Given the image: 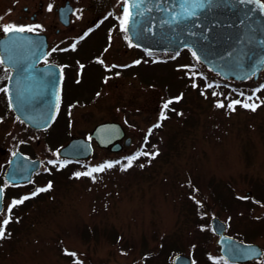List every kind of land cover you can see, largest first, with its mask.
<instances>
[{
	"label": "rangeland",
	"instance_id": "obj_1",
	"mask_svg": "<svg viewBox=\"0 0 264 264\" xmlns=\"http://www.w3.org/2000/svg\"><path fill=\"white\" fill-rule=\"evenodd\" d=\"M64 1L17 0V12L23 6L34 12L43 3L32 26L43 23L53 45L71 44L84 28L108 16L113 28L93 39H106L104 67H129L104 72L101 88L77 94L75 102L80 96L85 101L61 112L44 132L18 118L0 124L1 172L17 151L42 161L29 184L5 189L0 222L13 200L51 184L12 208L0 239V264H172L178 253L193 264H226L210 226L214 215L225 222L228 235L264 250V69L256 81L235 82L213 74L188 49L148 57L122 26L121 0H69L74 12L65 27L56 13ZM149 76L172 78L175 102L167 109L166 89L161 81L147 82ZM258 84L262 89L254 97ZM232 100L259 106L252 111L236 105L233 111L227 107ZM219 102L225 107H217ZM106 121L121 123L132 145L111 152L94 144V154L82 163L61 161L57 152L72 137L86 136ZM106 164L113 166L75 175ZM247 264H264V256Z\"/></svg>",
	"mask_w": 264,
	"mask_h": 264
},
{
	"label": "water",
	"instance_id": "obj_2",
	"mask_svg": "<svg viewBox=\"0 0 264 264\" xmlns=\"http://www.w3.org/2000/svg\"><path fill=\"white\" fill-rule=\"evenodd\" d=\"M132 2V0H130ZM200 0H143L132 9L126 25L130 41L148 54L176 53L189 48L196 58L222 78L244 81L257 80L264 69V2L262 0H211L203 8ZM72 7L59 9V21L67 26ZM47 37L28 32L8 33L0 40V55L10 64V48L17 49L18 63L10 77V104L16 116L29 127L46 129L55 115L61 72L55 65L37 68L47 51ZM125 131L118 122L97 125L88 138L75 137L62 146L58 155L68 159H87L93 154L92 140L101 148L120 151ZM131 137L124 139L130 146ZM41 163L17 152L5 174L10 184L29 182ZM0 189L3 190L2 187ZM3 191L0 213L3 210ZM217 235L219 253L230 263L247 262L260 257L262 250L254 243H244L228 236L225 223L213 216L210 220ZM173 264H192L190 257L177 254Z\"/></svg>",
	"mask_w": 264,
	"mask_h": 264
},
{
	"label": "flooded vegetation",
	"instance_id": "obj_3",
	"mask_svg": "<svg viewBox=\"0 0 264 264\" xmlns=\"http://www.w3.org/2000/svg\"><path fill=\"white\" fill-rule=\"evenodd\" d=\"M66 2L72 7V13L74 12V8L69 2V0H65L63 4L59 5L56 8L57 17L59 14V9L66 5ZM99 2L94 0L93 3ZM105 6V3H103ZM44 4L40 3L39 9L31 12L28 6H23L22 12L18 14L17 12V0H0V40L4 38L7 34L2 31L4 25H15V26H32L33 24L38 23L39 15L44 12ZM121 12L123 11L122 4L120 5ZM71 15H70V23H71ZM59 20V17H58ZM60 22V21H59ZM40 28H36L35 31L29 33H37L44 34L47 37L48 46L46 55L37 63V68H42L48 65H55L61 71V81L59 88V104L57 107L56 115L54 117V121L52 125L58 120L61 112L69 110L77 101V94H85V91L89 88H95L94 85H97L98 88H101V79L100 77L104 72H110L111 69L123 71L126 70L129 64H117L112 63L106 68L104 67L105 62L103 60V52L105 51L104 41L106 39L104 37L100 38L98 41L93 40L95 37L106 36V32L112 27V21L108 16H103L99 18L96 22L93 23V26L89 28H84L76 40L73 39L72 43L69 45H64L62 42H57V44L53 45L50 43L48 34L43 30V23H41ZM62 25V24H61ZM100 30V31H98ZM102 30V31H101ZM59 32V29L56 30ZM87 33V35H85ZM100 36H99V35ZM93 37V38H92ZM87 38H92L87 39ZM75 44V49L72 48V45ZM56 49V51H53ZM20 56L17 55V49L10 48V64L6 65L4 62L0 64V124L5 123L6 121L15 122L16 115L12 110L10 105L9 94L16 91V87H11L10 77L13 74L16 68H22L27 66L23 61L20 60L18 63V58ZM0 60L2 57L0 55ZM3 61V60H2ZM83 66V67H81ZM105 68V70H104ZM96 78L98 82H92V80ZM100 79V80H99ZM6 89V91H3ZM80 96L78 103L85 101V97ZM65 116L66 113H65ZM107 122V121H106ZM104 123V122H102ZM100 124V123H99ZM49 129V128H48ZM47 129V130H48ZM39 131V132H44ZM124 149V148H123ZM122 149V150H123ZM0 153H1V145H0ZM16 154L14 152L11 157H7L5 162L2 164V172L0 171V179L3 178L5 186H1L4 189V200H5V189L9 186H15L8 184L4 177L5 173L9 167L10 161L12 157ZM9 155V156H10ZM1 181V180H0ZM262 249V248H261ZM264 256V250L262 249V254L259 258L254 259L253 261L259 260ZM251 261V262H253ZM250 262V263H251ZM249 263V262H247ZM247 263H233V264H247ZM229 264V263H227Z\"/></svg>",
	"mask_w": 264,
	"mask_h": 264
},
{
	"label": "snow or ice",
	"instance_id": "obj_4",
	"mask_svg": "<svg viewBox=\"0 0 264 264\" xmlns=\"http://www.w3.org/2000/svg\"><path fill=\"white\" fill-rule=\"evenodd\" d=\"M122 2V6H123V13H122V17H121V23L122 26L127 25L129 23V21L132 19V9L133 8H138L140 3H143V0H132V2H130V0H121ZM241 2H243V0H241ZM211 3V0H200L199 6L201 8H203L204 6H206L207 4ZM51 5H49V10H51ZM2 19V18H0ZM41 26L36 25V26H15V25H4L2 28V31L4 33H12V32H25V31H35L36 28H40ZM85 35H87V33H85ZM72 48L75 49V44L72 45ZM53 51H56V49H53ZM3 61L0 60V64H2ZM83 67V66H81ZM197 85L193 84V87H196ZM3 91H6V89H3ZM213 95H217V93H213ZM177 101L180 98H176ZM248 100H251V97L247 98ZM173 101H168L167 103L164 104V108L167 109L168 105L170 103H172ZM236 105H241L242 107L246 108V109H250L252 111H255L256 108L259 106L255 103H248L247 101H241V100H232L227 107L232 109L233 111L235 110ZM217 107H225V105L222 102L217 103L216 105ZM167 117L164 116L163 112L161 113V119H166ZM154 127H160V124L155 125ZM151 133V130H150ZM149 133V134H150ZM143 155H147L150 156L151 158H155L156 155H158V153H142ZM136 157H132L129 159V163L126 167H130L131 166V160L135 159ZM51 163V162H50ZM112 164H106V165H102L99 166L97 168H93L91 169L89 172H85L83 174L81 173H76V177L79 178L81 175H85V176H91L92 173L95 172H102L104 170V168L108 167H112ZM141 167H143V165H141ZM122 170H126V168L122 169ZM93 179H95L93 177ZM51 188V184L48 185L47 188H40V189H36L35 192L32 193V196L38 195L40 192H44V191H48ZM2 189H0V195H2ZM31 196H25L22 199L19 200H13L12 203L9 205L8 208V217L3 219L2 222H0V239H4L6 237V227L7 225L11 222V211L12 208H14L16 205L19 204H23L25 200L30 199ZM72 256H75V253H66ZM77 264H79V262H77Z\"/></svg>",
	"mask_w": 264,
	"mask_h": 264
},
{
	"label": "trees",
	"instance_id": "obj_5",
	"mask_svg": "<svg viewBox=\"0 0 264 264\" xmlns=\"http://www.w3.org/2000/svg\"><path fill=\"white\" fill-rule=\"evenodd\" d=\"M151 78L152 79H154V82H158L159 83V81H161L160 82V85L163 87V88H165L166 89V91H167V96L169 97V101H173V102H175L174 101V98L172 97V94H173V92H174V90H173V88L171 89V86H172V84H173V82H171L172 81V78H167V79H163V77H156V76H154V77H148L147 79V82H149L150 83V81H151ZM142 79V81H145L146 82V80H144V78H141ZM175 85V84H174ZM172 102V103H173Z\"/></svg>",
	"mask_w": 264,
	"mask_h": 264
}]
</instances>
